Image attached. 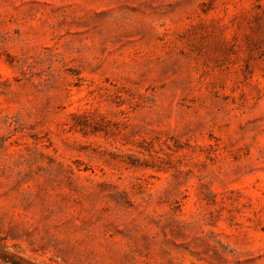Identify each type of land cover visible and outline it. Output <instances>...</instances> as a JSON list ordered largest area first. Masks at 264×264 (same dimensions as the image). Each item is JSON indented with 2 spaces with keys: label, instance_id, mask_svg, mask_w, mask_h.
I'll list each match as a JSON object with an SVG mask.
<instances>
[{
  "label": "rangeland",
  "instance_id": "obj_1",
  "mask_svg": "<svg viewBox=\"0 0 264 264\" xmlns=\"http://www.w3.org/2000/svg\"><path fill=\"white\" fill-rule=\"evenodd\" d=\"M0 264H264V0H0Z\"/></svg>",
  "mask_w": 264,
  "mask_h": 264
}]
</instances>
